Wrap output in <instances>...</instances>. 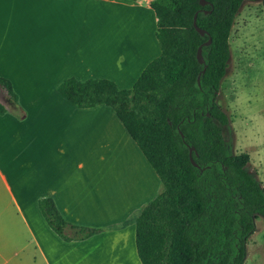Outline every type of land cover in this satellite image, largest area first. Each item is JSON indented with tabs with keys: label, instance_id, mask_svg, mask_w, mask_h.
<instances>
[{
	"label": "crops",
	"instance_id": "1",
	"mask_svg": "<svg viewBox=\"0 0 264 264\" xmlns=\"http://www.w3.org/2000/svg\"><path fill=\"white\" fill-rule=\"evenodd\" d=\"M151 1L0 0V77L18 98L0 99V264H141L135 220L163 185L109 107L77 108L57 87L75 78L131 89L160 55ZM43 198L97 233L63 241L39 212Z\"/></svg>",
	"mask_w": 264,
	"mask_h": 264
},
{
	"label": "trees",
	"instance_id": "2",
	"mask_svg": "<svg viewBox=\"0 0 264 264\" xmlns=\"http://www.w3.org/2000/svg\"><path fill=\"white\" fill-rule=\"evenodd\" d=\"M200 1H151L160 55L131 89H118L108 80L75 78L57 87L77 108L109 107L163 185L135 220L141 264H244L255 219L264 218V188L247 170L248 154H228L222 127L229 119L216 102L230 60L235 18L244 3L260 1L264 9V0H205V6ZM196 13V25L205 35L193 26ZM209 38L200 64L197 50ZM0 90L17 103L11 83L2 77ZM5 113L0 103V115ZM190 147L196 165L190 161ZM37 206L65 242L97 233L68 224L51 198L38 200Z\"/></svg>",
	"mask_w": 264,
	"mask_h": 264
},
{
	"label": "rangeland",
	"instance_id": "3",
	"mask_svg": "<svg viewBox=\"0 0 264 264\" xmlns=\"http://www.w3.org/2000/svg\"><path fill=\"white\" fill-rule=\"evenodd\" d=\"M105 21L97 20L99 35ZM229 45L230 60L216 100L229 119L222 127L223 138L228 154L249 155L247 170L264 188V9L260 1L241 6ZM4 96L0 90V99ZM246 252L244 264H264L262 217L255 219V232L246 243Z\"/></svg>",
	"mask_w": 264,
	"mask_h": 264
},
{
	"label": "water",
	"instance_id": "4",
	"mask_svg": "<svg viewBox=\"0 0 264 264\" xmlns=\"http://www.w3.org/2000/svg\"><path fill=\"white\" fill-rule=\"evenodd\" d=\"M206 4H207V2H206L205 0H201V1H200V5H201V6H205ZM205 13H209V11H205ZM196 18H197V13L194 15V19H193V26H194L195 30H196L197 32H199L201 35H205V31L202 30V29H200L199 27H197V25H196ZM210 42H211V39L209 38V39L207 40V42H205L204 44H202V45L198 48V50H197V55H196V57H197V60H198V62H199L200 64H203V62H204V61H203V56H202V47H203V46H208V45L210 44ZM202 73H204V70L201 71L200 75H201ZM200 75H199V77H198V81H199ZM181 136L183 137V135H181ZM192 152H193V148L190 147V148H189V157H190V161L192 162L193 165H196V164L193 162Z\"/></svg>",
	"mask_w": 264,
	"mask_h": 264
}]
</instances>
